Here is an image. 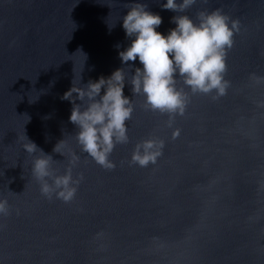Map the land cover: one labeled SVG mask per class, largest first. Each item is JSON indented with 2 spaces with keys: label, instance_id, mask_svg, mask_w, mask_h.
<instances>
[{
  "label": "water",
  "instance_id": "1",
  "mask_svg": "<svg viewBox=\"0 0 264 264\" xmlns=\"http://www.w3.org/2000/svg\"><path fill=\"white\" fill-rule=\"evenodd\" d=\"M127 2L0 0V198L10 205L0 216V264H264V84L249 79L264 75V0H197L189 9L220 8L240 31L227 56V95L191 96L172 125L178 138L166 116L134 97L129 142L110 156L116 167L82 153L73 201L40 194L24 133L62 173L67 159L54 145L65 138L66 155L78 145L61 96L81 69L85 84L122 67ZM140 2L161 16L157 31L175 27L166 0ZM124 94L132 95L127 83ZM152 135L165 141L157 164H130L135 144Z\"/></svg>",
  "mask_w": 264,
  "mask_h": 264
},
{
  "label": "clouds",
  "instance_id": "2",
  "mask_svg": "<svg viewBox=\"0 0 264 264\" xmlns=\"http://www.w3.org/2000/svg\"><path fill=\"white\" fill-rule=\"evenodd\" d=\"M196 4L197 0H166L160 5L176 13L170 18L175 27L166 35L156 30L162 18L149 11L147 4L128 0L123 5L127 12L122 17V27L130 43L123 50L116 45L122 67L85 84H81V69L61 96L72 105L69 121L77 131L71 136L78 145V151L69 149L67 155L60 150L65 138L54 145L52 151L67 159L64 171L58 172L53 167L56 160L24 133L22 149L32 157L31 176L42 196L65 203L73 201L83 180L82 173L73 175L82 153L105 170L116 167L110 156L118 144L129 142L128 122L135 110L134 97L142 96V107L166 116L172 128L176 117L185 114L191 96H209L215 101L227 95L232 85L226 79V61L234 36L240 31V21L220 8H200L194 16L188 15ZM114 26L108 24L109 31ZM82 54L85 61L86 55ZM137 59L142 67L135 65ZM249 79L257 85L264 84V75L250 73ZM126 83L131 97L124 94ZM179 135L180 129L172 128V139ZM164 147L165 141L158 136L142 139L135 144L129 163L141 168L156 165ZM9 214L7 198H0V216Z\"/></svg>",
  "mask_w": 264,
  "mask_h": 264
}]
</instances>
